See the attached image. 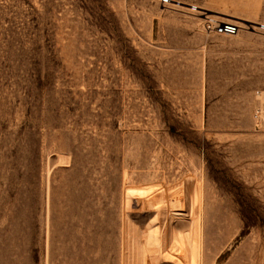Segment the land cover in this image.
Listing matches in <instances>:
<instances>
[{"label": "rangeland", "instance_id": "rangeland-1", "mask_svg": "<svg viewBox=\"0 0 264 264\" xmlns=\"http://www.w3.org/2000/svg\"><path fill=\"white\" fill-rule=\"evenodd\" d=\"M256 109L264 0H0V264H264Z\"/></svg>", "mask_w": 264, "mask_h": 264}, {"label": "bare ground", "instance_id": "bare-ground-1", "mask_svg": "<svg viewBox=\"0 0 264 264\" xmlns=\"http://www.w3.org/2000/svg\"><path fill=\"white\" fill-rule=\"evenodd\" d=\"M147 200V199H146ZM143 201V200H142ZM151 210V209H150ZM157 210V209H156ZM163 210V209H162ZM153 212V211H152ZM168 214V213H167ZM155 215V214H153ZM160 216H163V215H160ZM186 216V214H185ZM156 217V216H155ZM157 217H158V214H157ZM164 217V216H163ZM166 217V216H165ZM169 218V216H168ZM176 218V217H175ZM183 218V217H182ZM163 219V218H161ZM160 219V220H161ZM165 219V218H164ZM179 219V218H178ZM169 220H171V218H169ZM183 220V219H182ZM158 221V220H157ZM165 221H167L165 219ZM163 223H165L163 220H162ZM177 222H180V221H177ZM164 225V224H163ZM177 225V223H176ZM181 226V224H180ZM179 226V227H180ZM184 226V225H183ZM188 229H187V237L185 236V238L180 234V231H177L178 232V235L175 236V238L172 240L174 244H172L173 246L168 247L169 245H167V232L164 231L161 233L162 235L160 236L161 237V240H160V245H156V246H153L152 248V245H151V248L153 250L151 251H148V253H150V258L148 259L149 260V263L148 264H156L157 261L160 259V258H167L169 257V254H171V250L174 249L175 251H177L178 253H180L182 251L181 247L186 244L187 247H189V254L190 255V261H192L191 263L195 262L196 261V247L198 248V244H197V240H198V226H197V221L195 218L191 217L188 221ZM164 227V226H163ZM178 227V228H179ZM182 227V226H181ZM201 227V226H200ZM179 230V229H178ZM184 232V231H183ZM172 234V232H171ZM186 234V232H185ZM171 241V242H172ZM158 242V241H157ZM188 243V244H187ZM154 244V243H153ZM185 250V249H184ZM187 250V249H186ZM199 250V248L197 249ZM146 251V252H147ZM126 255V254H125ZM184 255V254H183ZM132 256V255H131ZM178 256V255H176ZM134 257V256H133ZM171 258V257H169ZM184 258V257H183ZM182 258V259H183ZM188 259V258H187ZM181 260V259H180ZM198 260V259H197ZM136 261V260H135ZM174 261V260H173ZM179 261V260H178ZM165 262V261H164ZM198 262V261H197ZM180 263V262H179ZM132 264V263H131Z\"/></svg>", "mask_w": 264, "mask_h": 264}, {"label": "built area", "instance_id": "built-area-1", "mask_svg": "<svg viewBox=\"0 0 264 264\" xmlns=\"http://www.w3.org/2000/svg\"><path fill=\"white\" fill-rule=\"evenodd\" d=\"M162 2L166 3L168 0H162ZM185 8L190 12H197L200 14H204V24L203 28L205 31H212L215 34H234L237 31V25L234 22L228 20H215L211 18V15L206 14L203 11H200L198 7L194 5H187ZM253 118V125L255 129L260 132L264 133V113L260 110L256 109L252 115Z\"/></svg>", "mask_w": 264, "mask_h": 264}]
</instances>
